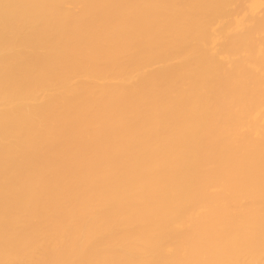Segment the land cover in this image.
<instances>
[{
  "label": "bare ground",
  "instance_id": "6f19581e",
  "mask_svg": "<svg viewBox=\"0 0 264 264\" xmlns=\"http://www.w3.org/2000/svg\"><path fill=\"white\" fill-rule=\"evenodd\" d=\"M0 264H264V0H0Z\"/></svg>",
  "mask_w": 264,
  "mask_h": 264
}]
</instances>
